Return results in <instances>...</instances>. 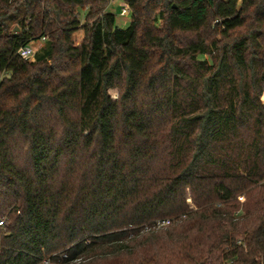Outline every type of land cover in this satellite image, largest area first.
I'll use <instances>...</instances> for the list:
<instances>
[{
	"label": "trees",
	"instance_id": "1",
	"mask_svg": "<svg viewBox=\"0 0 264 264\" xmlns=\"http://www.w3.org/2000/svg\"><path fill=\"white\" fill-rule=\"evenodd\" d=\"M111 1L0 0V264H264V0Z\"/></svg>",
	"mask_w": 264,
	"mask_h": 264
},
{
	"label": "rangeland",
	"instance_id": "2",
	"mask_svg": "<svg viewBox=\"0 0 264 264\" xmlns=\"http://www.w3.org/2000/svg\"><path fill=\"white\" fill-rule=\"evenodd\" d=\"M124 6H125V4L122 1L113 0L110 2L109 6L105 10L106 13H110V14H113L115 16V25H116V27H118L119 29H122V30L126 29L128 27L129 21H130V16H131V13H130V15H127L124 17L120 16L121 9ZM83 17H84V11H80V20L81 21H82ZM73 38L75 40V43L78 44V43H80V41L83 38V33L81 31H78L73 35ZM30 46L36 52L38 49H40L43 46V42L39 41L38 43L31 44ZM109 94H110L112 99H115L117 96L116 91H110ZM242 199H243L242 197H239V200L242 201ZM186 202L189 205V207L192 208L191 199H190L189 194L187 195Z\"/></svg>",
	"mask_w": 264,
	"mask_h": 264
},
{
	"label": "built area",
	"instance_id": "3",
	"mask_svg": "<svg viewBox=\"0 0 264 264\" xmlns=\"http://www.w3.org/2000/svg\"><path fill=\"white\" fill-rule=\"evenodd\" d=\"M130 15V10L129 8L125 5L124 7H122L121 12H120V16H127ZM44 39H41V42H43ZM17 54L19 55L20 58L24 59V60H33L34 58V54H35V50L31 47V46H25L22 47L18 50ZM3 222L0 221V225H2ZM168 225V221H164V222H158L157 226L158 227H163V226H167ZM45 264H50L49 262H46Z\"/></svg>",
	"mask_w": 264,
	"mask_h": 264
}]
</instances>
